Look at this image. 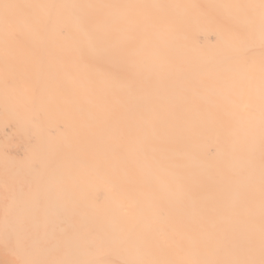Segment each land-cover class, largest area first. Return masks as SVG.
<instances>
[{"label":"bare ground","instance_id":"obj_1","mask_svg":"<svg viewBox=\"0 0 264 264\" xmlns=\"http://www.w3.org/2000/svg\"><path fill=\"white\" fill-rule=\"evenodd\" d=\"M127 259L264 264V0H0V264Z\"/></svg>","mask_w":264,"mask_h":264},{"label":"rangeland","instance_id":"obj_2","mask_svg":"<svg viewBox=\"0 0 264 264\" xmlns=\"http://www.w3.org/2000/svg\"><path fill=\"white\" fill-rule=\"evenodd\" d=\"M192 20L194 22H197L196 16H193ZM86 180H87V178L83 177V181L85 182ZM92 186H93V190L96 193H100L99 186H97L95 184H92ZM106 195L110 196V193H108ZM122 211L123 212H127V210L125 208H122L121 205L117 204V202H114V207H113V209H112V211L110 213V216L113 218V225H110V230L107 231L105 234H101V235L96 234L97 240H96L95 244H99L100 246H102V249H107L108 248V245H107V242H106L108 237L112 238L116 234V232H118L117 229H116V226H115V220H116V217H117L118 213L122 212ZM137 219H140V214L137 216ZM116 241H119V240L114 237L113 238V242L116 244V246H114V251L115 252H117L116 248H119V246L117 245ZM156 242H158L157 239H156ZM5 257H6L7 261H12L10 257H8V256H5ZM12 262H14V261H12ZM121 262H126V263H130L131 264V263L134 262V259H127V260H124V261H121ZM219 264H222V262H220Z\"/></svg>","mask_w":264,"mask_h":264}]
</instances>
